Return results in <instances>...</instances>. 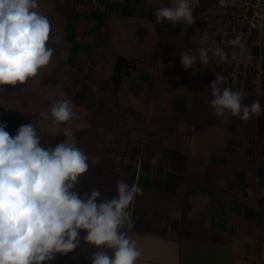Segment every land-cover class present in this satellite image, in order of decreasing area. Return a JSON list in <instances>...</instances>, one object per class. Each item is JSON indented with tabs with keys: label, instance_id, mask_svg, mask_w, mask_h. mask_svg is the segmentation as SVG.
Wrapping results in <instances>:
<instances>
[{
	"label": "crops",
	"instance_id": "crops-1",
	"mask_svg": "<svg viewBox=\"0 0 264 264\" xmlns=\"http://www.w3.org/2000/svg\"><path fill=\"white\" fill-rule=\"evenodd\" d=\"M99 1L108 6L105 11H101L106 15L96 19L89 15L92 11H97L93 10L92 0H38V11L51 22L49 46L54 42L56 50L65 53L60 57L63 60L60 68H55L52 60L45 67L44 71L49 76L44 83L43 78L30 79L28 82L39 84V95L57 98L61 95L60 89L73 80L65 66L79 64L81 84L77 96L81 100L95 84L108 80L97 73L96 63L99 65L104 59L112 62L117 56L141 58L138 70L132 73L126 86L129 93L138 91L139 97L147 101L148 106L143 111L141 103L140 109L131 108L146 120L144 124L147 128L146 125L143 128L149 133L147 139L140 144V152L155 156H152V162L144 159L139 165H135L137 168L134 174L121 171L122 165L114 152L95 154L87 151L89 170L80 178L81 183L76 190L82 194L96 189L101 192L102 198H111L116 194L119 180L130 185L136 183L142 188L143 195L138 196L131 206L135 228L129 233L142 253L137 264H264V184H261L257 174L258 167L264 166V121L259 123L260 116L241 121L237 118L229 119L226 115L220 123L200 126L189 117L195 112L193 101H197L202 91L204 102L212 99L207 83L210 85L218 74L206 67L207 72L200 73L201 79H191L184 87L181 85L180 93L173 95V100L176 101L173 107L186 110L185 120L191 132L213 126L225 127L228 135L235 134L238 139L236 146H225L215 156L210 152V160L204 167H199L201 174L197 176L198 171L192 172L191 155L179 148L165 146L167 139L175 137V134L169 133V120L158 116L160 106H150L154 78L148 74L150 71L141 70V65L153 67L158 61L166 63L177 58L176 62L181 63L180 56L158 46L161 33L169 27L177 32L180 40L189 43L184 52H195L193 37L199 44L197 48L208 50L209 62L216 50V36L202 24L201 8H207L218 0H191L195 17V22L191 25L183 22L173 25L168 21L157 23L156 18L152 17L154 13L151 9L174 6L176 0H133L131 11L136 12L130 15L120 11L127 0ZM89 26L100 28L98 35L102 37L103 45L96 51L85 39ZM79 37L82 41H79ZM90 57L93 62L88 64L87 59ZM83 67H88L93 76L89 78L86 73L88 68L84 72ZM183 79L181 76L180 80ZM19 89L22 88L18 86ZM26 89L25 94L31 89L35 90V86ZM122 91L123 89L119 96ZM27 98L28 101L32 100L28 94ZM150 107L154 109L153 112H150ZM19 113L18 110L12 112L13 121L6 127H11L9 132L12 131V136L15 132L13 128L33 123L40 136H54L55 143L67 142L79 147V129L89 126V112L84 108L79 110L76 118L77 123L81 121L78 124L80 127L77 124L76 127H70L66 122L53 128L50 120L38 117V113H34L32 118L29 115L23 116L24 121H20ZM151 118L153 121L157 120L156 124L160 121L162 126L159 125L154 131L150 130L148 123ZM0 123H3L1 119ZM187 126L185 125L186 128ZM207 139L211 143L215 142L213 137ZM154 148L157 153L153 151ZM174 149L186 154L188 158L185 180L178 185L171 182L157 184L155 177L158 167L168 164V154ZM154 159L157 161L154 162ZM84 234L81 230V236ZM95 251L97 249L94 246L82 241L72 252L56 254L50 264H90V257Z\"/></svg>",
	"mask_w": 264,
	"mask_h": 264
},
{
	"label": "clouds",
	"instance_id": "clouds-1",
	"mask_svg": "<svg viewBox=\"0 0 264 264\" xmlns=\"http://www.w3.org/2000/svg\"><path fill=\"white\" fill-rule=\"evenodd\" d=\"M38 8V0H0V92L6 85H25L54 55L48 46L51 22ZM193 11L191 0H176L154 15L157 23L191 25ZM240 42V37L230 41ZM213 55L225 61L222 49ZM180 57L186 70L196 62L187 52ZM199 58L207 63L208 50L201 48ZM224 79L217 75L210 84L216 117L230 113L248 121L264 114L259 100L246 105L241 92L219 87ZM40 116L53 128L64 125L74 117L72 102L54 99ZM6 127L0 123V264H50L56 254L72 252L82 241L97 249L90 264H137L142 253L129 233L135 228L131 206L142 188L119 180L111 198H102L96 189L81 194L76 187L89 170L86 152L67 142L43 146L32 123L21 124L15 136Z\"/></svg>",
	"mask_w": 264,
	"mask_h": 264
},
{
	"label": "rangeland",
	"instance_id": "rangeland-1",
	"mask_svg": "<svg viewBox=\"0 0 264 264\" xmlns=\"http://www.w3.org/2000/svg\"><path fill=\"white\" fill-rule=\"evenodd\" d=\"M156 10V8H153V13ZM100 31L99 26H89L88 32L85 36V39L89 41L90 44L94 46L95 51L98 48H102L103 40L100 35H98V32ZM192 38L193 47H195V52H191L190 55L196 57V62L187 70L183 67L181 63L175 61L171 62H156L154 63L153 67H147L144 65H141L142 71H150L148 74L153 75V91L149 99L150 106L158 107L160 106V112L158 113V116H163L164 119L169 120L170 127H169V133L175 134V137L167 139L165 142L166 147H176L179 148L192 157V172L198 171V169H201L199 167H204L207 161H209L210 152L214 153L213 156L216 155L217 151H221L225 148V146H236L237 142V136L235 134L228 135V130L225 127H209L206 129H202L199 131L191 132L190 129H188L187 121L185 120V114L186 110L178 109V107H173V104L176 102L173 100V95L180 93L181 85L183 87L187 85L189 80H198L201 79L200 73H206L207 68L211 69L213 72H217L215 67L212 65L211 59L207 63H202L199 58V51L201 47H198V42L195 38ZM79 41H82V38L79 37ZM52 45L48 46L54 49V55L52 57V61L55 62V68H60L61 64L63 65V60L60 58L63 56L62 53H65V51H57L56 45L54 42L51 43ZM60 53L62 55H60ZM116 59V58H115ZM88 64L93 62V59L88 58ZM51 62V61H50ZM57 63V64H56ZM60 66H57V65ZM115 61L112 59L108 61V59H104L102 63L99 65L95 64V70L97 69V73L101 74L103 77L110 79L113 70H114ZM144 66V67H143ZM79 67L73 65L65 66L66 71H68L70 74L69 76L73 77V80L70 84H66L64 87L60 89L61 95H59L57 98H49L47 96H44L43 94L39 95L40 89H38L39 84H32L30 82H27L25 85H17L14 86L15 88L11 86L4 87L6 90L4 92H0V119L3 123L11 124L13 121L11 114L14 110H18L20 112L18 117H21L20 121H24L23 116H30L32 118V115L34 113L39 114L41 112H49L51 108L52 101L55 100H63L68 99L72 102L74 117L73 119L69 120L67 123L70 125V127H76V124H80L76 122L77 115L79 114V110L84 108L83 107V100L78 99V92L80 91L79 84ZM155 67V70H153ZM207 67V68H206ZM88 68V67H87ZM86 67H83V71L85 72ZM68 69V70H67ZM45 67L42 68L39 72V74L34 77L36 78H43L42 82L44 83L49 76L47 72L44 71ZM44 71V72H43ZM153 71V72H152ZM87 75L90 77L93 76V73L90 72L89 68L87 70ZM135 73V72H134ZM152 73V74H151ZM218 74V73H217ZM82 76V75H81ZM94 76H97L94 74ZM181 76L184 77L183 80L181 79ZM32 78V79H34ZM99 79V78H98ZM31 84V85H30ZM30 85V86H29ZM45 85V84H44ZM127 84H123V91L121 92V95L119 96L120 102L123 104L124 107H133L140 109V103L142 105V110L147 108L148 104L147 101H145L142 97H139L138 91L135 93H129V88L126 86ZM18 86L22 89L18 90ZM35 86V90L31 89L30 92L27 94L32 97V100H29L27 98V94L24 92L27 91L29 87ZM35 91V92H33ZM90 89L88 90L89 93ZM19 92V93H18ZM99 92V91H98ZM23 93V94H22ZM87 93V94H88ZM99 93H102V96H107L109 94L108 89H103V91H100ZM205 96H200L198 98L199 101L202 100L204 102ZM176 99V98H175ZM196 100L193 101L195 103ZM210 102V101H208ZM206 103V102H205ZM161 104V105H160ZM82 108H81V107ZM85 109V108H84ZM87 111V110H86ZM154 109L150 107V112H153ZM23 112V113H22ZM138 115H126L127 121L124 122L122 119L119 118L116 122L115 120H110V126H102L99 128H96L95 132L88 136L87 138L80 137V144L79 147L84 152H94L95 154L103 153V154H110L115 153L117 160L120 162V164L125 168L124 170L130 173L136 172V166L139 165V162H142L144 159L150 160L152 162V156L151 154H147L146 152L142 153L140 152V144L147 139V131L145 128H143V124L140 117L142 115L138 112ZM37 116V114H36ZM230 116V113H227V118ZM80 118V116H79ZM9 119V121H8ZM149 120V119H148ZM8 121V122H7ZM19 121V122H20ZM148 128L150 130L156 129L159 125H161V122L159 121L157 124V120L153 121L149 120ZM164 123V122H162ZM13 124V123H12ZM33 124V123H32ZM88 124L90 126V122L88 120ZM156 124V125H155ZM34 125V124H33ZM187 126V128L185 127ZM162 126V125H161ZM78 127H80L78 125ZM77 127V128H78ZM147 128V125L145 126ZM11 128V127H10ZM10 128H6L5 130L9 132ZM91 128V127H90ZM15 129L14 135H16V132L18 130L17 127L13 128ZM78 130V129H77ZM135 132V134H134ZM10 134L12 131L10 130ZM208 137H213L215 139V142L211 143L207 139ZM157 139H161L162 137H156ZM97 145V146H95ZM103 146V147H102ZM153 150L155 153H157V149L154 148ZM169 155V154H168ZM147 156V157H146ZM142 158V160H140ZM149 161V162H150ZM127 164H132L131 171L127 170ZM168 165V164H167ZM165 167H158L157 175L155 177V182L157 184H162L163 182H169V175H170V169L169 166ZM135 166V167H134ZM194 170V171H193ZM120 171V170H118ZM121 172V171H120ZM201 171L197 172V176H200Z\"/></svg>",
	"mask_w": 264,
	"mask_h": 264
},
{
	"label": "built area",
	"instance_id": "built-area-1",
	"mask_svg": "<svg viewBox=\"0 0 264 264\" xmlns=\"http://www.w3.org/2000/svg\"><path fill=\"white\" fill-rule=\"evenodd\" d=\"M92 5L100 12L107 9L99 0ZM201 16L204 27L215 33L216 49L225 54L223 63L210 57L218 75L225 77L221 88L241 92L243 104L259 100L264 107V0H218ZM237 37L239 44L230 43Z\"/></svg>",
	"mask_w": 264,
	"mask_h": 264
},
{
	"label": "trees",
	"instance_id": "trees-1",
	"mask_svg": "<svg viewBox=\"0 0 264 264\" xmlns=\"http://www.w3.org/2000/svg\"><path fill=\"white\" fill-rule=\"evenodd\" d=\"M132 1L133 0H127L120 8L121 13L125 15H130L132 12ZM103 4H105L103 1H101ZM108 6V5H105ZM206 8V6L201 8L203 11ZM153 9H151L152 11ZM139 11V10H137ZM153 12V11H152ZM91 17L94 18H102L106 14H103L98 11H92L89 13ZM152 17H155L154 14H152ZM189 45L188 42L180 40L178 38V34L175 30L172 29V27L167 28L163 33H161L158 46L164 47L169 52H173L175 55L180 56L182 53H184L185 49ZM142 62L141 58L135 59V58H127L124 56H117L115 59V65L113 74L110 79L108 80H101L98 84H95L92 88H90L89 93L85 96L83 100V107L85 110L89 112V122L90 126L79 129V139L82 136L83 138L90 137L91 134H93L96 130V128L104 127V126H110V120H115V122L119 118H123L122 120L124 122L127 121L126 115H138L137 111L131 107L127 108L124 107L123 104L119 100V94L123 87V84H125L129 78L131 77L132 73L136 72L138 70V67L140 63ZM209 92L211 91L209 82L207 83ZM202 85V84H201ZM200 85V86H201ZM108 89L109 94L107 96H102V93H99L100 91H103V89ZM99 91V92H98ZM203 92V91H202ZM201 92V96H203V93ZM212 98V94L210 95ZM200 98H197V101L195 102V112L189 116L193 122L197 123L200 126L203 125H214L217 123H220L222 120L225 119L226 115L222 118H218L215 116L213 109L210 107V102H202V100L199 101ZM229 119L235 118L232 117L231 114L228 116ZM142 120V123H145V119L140 117ZM260 122L262 123L264 121V114L260 115L259 118ZM91 127V128H90ZM42 145L47 146H54L56 138L54 136L44 135L40 136ZM103 147V146H102ZM103 154V153H99ZM170 169V177L169 182L180 184L185 180L186 172L188 169V158L186 154L174 149L171 150L169 153L168 158V165ZM121 171H125L123 166H121ZM127 170L131 171L132 164H127ZM135 167V166H134ZM127 172V171H126ZM257 174L260 178L261 184H264V166H259L257 169ZM134 174L132 175V178L134 179Z\"/></svg>",
	"mask_w": 264,
	"mask_h": 264
}]
</instances>
